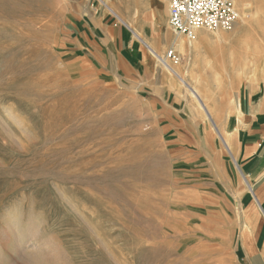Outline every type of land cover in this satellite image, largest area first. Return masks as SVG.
Here are the masks:
<instances>
[{
    "label": "rangeland",
    "instance_id": "374dc122",
    "mask_svg": "<svg viewBox=\"0 0 264 264\" xmlns=\"http://www.w3.org/2000/svg\"><path fill=\"white\" fill-rule=\"evenodd\" d=\"M81 1L0 0V264H235L240 176L216 127L264 71V0H235L237 23L206 30L193 70L188 52L167 59L211 116L174 76L183 92L164 111L75 60L64 45ZM148 2L104 3L127 22Z\"/></svg>",
    "mask_w": 264,
    "mask_h": 264
},
{
    "label": "crops",
    "instance_id": "0c3cea01",
    "mask_svg": "<svg viewBox=\"0 0 264 264\" xmlns=\"http://www.w3.org/2000/svg\"><path fill=\"white\" fill-rule=\"evenodd\" d=\"M105 1L82 0L78 8H72L68 17L70 37L65 48L76 54L75 60L105 77L134 80L146 89L151 102L164 111L169 108L174 111V103L168 97L176 99L183 91L178 89L174 77L158 66V55L165 56L169 49L178 54L188 52L193 56V70L195 62L201 61L208 49L209 40L204 38L211 33L198 29L194 42L186 43L184 35L175 33L168 24L169 0L143 3L136 9L139 14L130 15L127 22L110 10ZM188 77L189 85L194 84L191 73ZM185 99L192 104L189 97ZM192 108L190 111H194ZM227 111H232L228 120L218 124L228 141L229 149L223 145L232 167L240 176L235 264H264V71L258 77L243 80ZM203 127L208 130L206 125ZM194 129L198 133L197 127ZM224 168L223 176L229 175V171L234 174L226 165ZM225 180L231 181L227 176Z\"/></svg>",
    "mask_w": 264,
    "mask_h": 264
},
{
    "label": "built area",
    "instance_id": "2783aa9c",
    "mask_svg": "<svg viewBox=\"0 0 264 264\" xmlns=\"http://www.w3.org/2000/svg\"><path fill=\"white\" fill-rule=\"evenodd\" d=\"M239 19L235 0H169L168 24L178 34L194 40L198 29L231 30ZM164 58L174 62L180 56L172 49L166 51Z\"/></svg>",
    "mask_w": 264,
    "mask_h": 264
},
{
    "label": "bare ground",
    "instance_id": "6f19581e",
    "mask_svg": "<svg viewBox=\"0 0 264 264\" xmlns=\"http://www.w3.org/2000/svg\"><path fill=\"white\" fill-rule=\"evenodd\" d=\"M108 6V5H107ZM109 7V6H108ZM110 8V7H109ZM110 10H112L110 8ZM123 20V19H122ZM125 22V21H124ZM133 26V25H132ZM218 31V30H215ZM219 32H214V35H218ZM204 36V35H203ZM208 37V36H207ZM208 39V38H207ZM191 40H188V43H191ZM158 61L160 62V64L162 65V67L172 76L176 77L177 79L181 80V83H183V85H185L188 88V92L192 97V100L196 101L197 104H199L200 107L203 108L206 116L207 113L211 116L212 112L210 113L209 107H207L206 104H204L201 100V91H203V88L194 86V85H189L187 82L184 81V79L182 78L181 74L178 72L177 69H175V67L171 66L170 63L168 62V60L160 55H158ZM211 62V61H210ZM213 63V62H212ZM210 64V63H209ZM193 65V64H192ZM200 65V64H199ZM212 65V64H211ZM204 69V68H203ZM201 74V73H200ZM201 76V75H200ZM204 77V76H203ZM205 78V77H204ZM203 78V79H204ZM207 80V78H206ZM196 82V81H195ZM217 128V132L221 138V140L223 141L224 145L226 146V148L229 149V145H228V141L225 135H223L224 133L222 132V130L220 129V127H216ZM223 133V134H222ZM233 158V157H232Z\"/></svg>",
    "mask_w": 264,
    "mask_h": 264
}]
</instances>
